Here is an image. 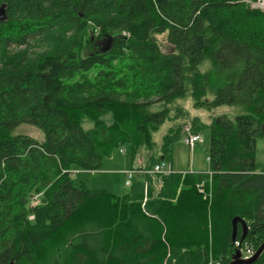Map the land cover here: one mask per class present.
Returning a JSON list of instances; mask_svg holds the SVG:
<instances>
[{
    "label": "trees",
    "instance_id": "1",
    "mask_svg": "<svg viewBox=\"0 0 264 264\" xmlns=\"http://www.w3.org/2000/svg\"><path fill=\"white\" fill-rule=\"evenodd\" d=\"M1 5L0 264H228L234 217L248 226L242 243L257 249L264 10L243 0ZM185 98L195 109H236L192 119L191 132L209 129L208 172L135 175L122 194L75 180L122 146L132 159L143 144L158 147L149 163L165 161L185 123L170 125L158 146L153 135ZM21 124L41 130L43 141L15 134ZM241 234L237 224L236 240ZM253 264H264V251Z\"/></svg>",
    "mask_w": 264,
    "mask_h": 264
},
{
    "label": "rangeland",
    "instance_id": "2",
    "mask_svg": "<svg viewBox=\"0 0 264 264\" xmlns=\"http://www.w3.org/2000/svg\"><path fill=\"white\" fill-rule=\"evenodd\" d=\"M250 8L252 9H261L264 10L261 1H249L243 0ZM259 4V5H258ZM253 5V6H252ZM261 6V7H260ZM156 42L159 45L161 51L166 52L167 46L169 45L167 42V38L165 34H161L156 36ZM160 107L159 104H155L153 107L157 109ZM177 108H181L180 111H176ZM172 112L170 111L169 118L175 114L172 119L165 124H163L160 128V131L153 135V139L157 142V146L160 143V136L167 132V128L173 123H180L181 121L185 123L183 125V131H191L193 121L192 119L196 118L201 123H208L210 121L211 115L219 116V115H227L228 117H233L236 114V109L230 106H218L213 107L211 110L207 109H195L192 106V102L190 98L180 99L175 101L170 107ZM174 119H177L175 122ZM88 124H85V127H88ZM15 134H23L34 138L38 142L43 141L44 135L38 128L29 125V124H21L17 126L14 131ZM199 141H197L194 145V148L191 150L188 145H186L182 138L177 140L172 147L170 154L167 156V162L171 163L173 167L177 170L176 172L185 173V172H206L209 169V162L207 161L208 151H209V129L205 128L199 134ZM124 153L115 152L110 158L104 159L101 165V169L97 171H85L78 172L75 175L76 181H82L88 188L90 189H106L117 194H122L128 190V187L124 186L125 176L123 172L131 169L132 167H122L121 164V156L127 157V166L130 163V155L128 154L125 147H120ZM158 153V147L155 151H153L148 145L143 144L141 149H139L138 153L133 159L136 163L135 166L139 165L138 163L149 164L151 157ZM256 161L257 163L264 166V138H260L256 142L255 147ZM133 166V167H135ZM122 175H120V174ZM153 175V174H151ZM113 177L117 180V183L110 184L109 178ZM122 180V182H120ZM145 189H144V201H145ZM38 202V201H37ZM35 205V204H34Z\"/></svg>",
    "mask_w": 264,
    "mask_h": 264
},
{
    "label": "built area",
    "instance_id": "3",
    "mask_svg": "<svg viewBox=\"0 0 264 264\" xmlns=\"http://www.w3.org/2000/svg\"><path fill=\"white\" fill-rule=\"evenodd\" d=\"M182 141L186 145H188L189 148L192 150L194 148L195 143L199 141V135L186 130L183 132ZM119 152L124 153L122 149H119ZM207 161H208V158H207ZM174 172L175 171L173 170L172 165L167 161L162 160L158 163H155L154 165L146 164V161H145L144 163H141L123 172L125 176L124 186L129 187L135 175H139V174L169 175ZM198 191L202 193L204 192L202 185L198 186ZM36 203H37V199H36V196H34L32 198L31 206H34V204ZM32 218L33 216H29V219H32ZM233 244L235 246V249H239L241 251V256L243 258H248L252 256L255 252V250H253L250 245H248L247 243H242V241L240 240H235Z\"/></svg>",
    "mask_w": 264,
    "mask_h": 264
},
{
    "label": "water",
    "instance_id": "4",
    "mask_svg": "<svg viewBox=\"0 0 264 264\" xmlns=\"http://www.w3.org/2000/svg\"><path fill=\"white\" fill-rule=\"evenodd\" d=\"M6 19H7V15H6V12L4 10V5H1L0 6V21H5ZM104 40L108 42L109 46L102 49V51H106L110 48V43L112 42V37L109 36L107 39H106V37H104ZM237 224L240 225L241 232H242V234L240 236V241H243V239L245 238V236L247 234L248 226L244 222V220H242L239 217H234L231 221L230 239H231L232 243L236 240ZM263 251H264V240L257 247L254 254L248 258H243L241 256V251L239 249H235L231 255V258H230V261L228 264H253L260 257V255L262 254ZM9 264H12V262H10Z\"/></svg>",
    "mask_w": 264,
    "mask_h": 264
},
{
    "label": "crops",
    "instance_id": "5",
    "mask_svg": "<svg viewBox=\"0 0 264 264\" xmlns=\"http://www.w3.org/2000/svg\"><path fill=\"white\" fill-rule=\"evenodd\" d=\"M129 159H130V165L129 166H127V157H124V155L123 156H121V164L122 163H124V164H122V169L124 168V167H133V166H135V161L133 160V159H135V158H130L129 157ZM138 164H140V163H138ZM171 164V163H170ZM172 165V164H171ZM172 168H173V170L175 169L174 167H173V165H172ZM126 170V169H125ZM175 170H177V169H175ZM174 170V171H175ZM177 171H180V170H177ZM208 171H209V169H208ZM208 171H206V172H208ZM176 172V171H175ZM198 173H201V171H197ZM179 173V172H178ZM196 173V172H195ZM120 174V173H119ZM124 174V173H123ZM121 175V174H120ZM122 176V175H121ZM110 184H114V183H117V180L115 179V178H113L112 176L109 178V181H108ZM120 182H122V180L120 181Z\"/></svg>",
    "mask_w": 264,
    "mask_h": 264
},
{
    "label": "bare ground",
    "instance_id": "6",
    "mask_svg": "<svg viewBox=\"0 0 264 264\" xmlns=\"http://www.w3.org/2000/svg\"><path fill=\"white\" fill-rule=\"evenodd\" d=\"M262 6L264 7V0L261 1ZM259 5V4H258ZM261 7V6H260Z\"/></svg>",
    "mask_w": 264,
    "mask_h": 264
}]
</instances>
